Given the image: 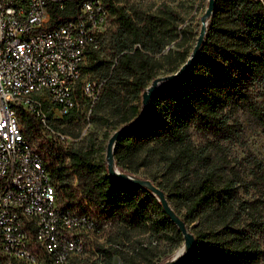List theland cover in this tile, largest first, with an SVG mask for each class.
Segmentation results:
<instances>
[{"label":"trees","instance_id":"1","mask_svg":"<svg viewBox=\"0 0 264 264\" xmlns=\"http://www.w3.org/2000/svg\"><path fill=\"white\" fill-rule=\"evenodd\" d=\"M104 3L110 20L100 48L87 50L76 84L79 106L57 118L45 105L51 126L73 137L87 122L133 121L150 81L176 71L199 32L182 25L186 18L167 1L150 8L137 0ZM78 7V0L63 7L52 1L51 23L75 15ZM86 75L104 79L93 103L82 89ZM256 80L264 99V1L215 0L194 61L152 95L141 124L116 142L117 166L150 178L187 226L196 222L189 228L196 246L178 264H264V161L247 148L238 115ZM18 117L50 170L59 203L89 213L107 229V244L95 245L103 264L114 255L124 264H153L160 251L141 240L146 231L170 232L176 247L183 245L181 231L149 188L109 175L91 132L66 144L48 136L35 113L19 108ZM31 245L40 249L34 238ZM0 264L27 263L0 254Z\"/></svg>","mask_w":264,"mask_h":264},{"label":"built area","instance_id":"2","mask_svg":"<svg viewBox=\"0 0 264 264\" xmlns=\"http://www.w3.org/2000/svg\"><path fill=\"white\" fill-rule=\"evenodd\" d=\"M52 1L63 7L67 0H0V254L27 264H69L84 251L86 236L103 231L89 213L59 203L50 170L18 117L19 108L35 113L45 133L66 144L86 134L53 128L45 105L57 118L79 106L82 65L88 49L100 48L110 12L104 0H78L75 15L51 23ZM103 81L83 79L90 103Z\"/></svg>","mask_w":264,"mask_h":264},{"label":"rangeland","instance_id":"3","mask_svg":"<svg viewBox=\"0 0 264 264\" xmlns=\"http://www.w3.org/2000/svg\"><path fill=\"white\" fill-rule=\"evenodd\" d=\"M143 6L154 7L160 1H167L176 7L181 15L186 19L181 24H193L200 28V16L204 12L208 0H137ZM166 74V73H165ZM163 75V74H161ZM84 78H88L86 75ZM248 98L243 102L238 115L244 127V139L247 148L264 161V99L262 96L261 83L252 81L249 88ZM123 123L112 121L106 125H95L87 122L85 128L87 135L89 132L96 137V145L102 148L100 154L105 158L106 144L109 136ZM106 133V134H105ZM73 137V136H72ZM78 140V139H77ZM76 141V140H73ZM70 143V142H69ZM106 160V158H105ZM194 223L188 224L190 229H194ZM264 239V238H261ZM107 229L103 231L92 232L85 238V249L81 253L73 256V260L69 264H103V257L97 252L95 245L107 242ZM144 243L152 242L158 246L159 256L154 260L153 264H160L170 258L179 247H176V239L170 237V232L160 231L159 234H152L149 231L141 235ZM111 264H124L119 255H114Z\"/></svg>","mask_w":264,"mask_h":264},{"label":"water","instance_id":"4","mask_svg":"<svg viewBox=\"0 0 264 264\" xmlns=\"http://www.w3.org/2000/svg\"><path fill=\"white\" fill-rule=\"evenodd\" d=\"M214 4H215V0H208L205 10L200 16L201 24L197 35V39L186 61L182 63L176 71L169 72L163 75H158L150 81L149 85L142 92L141 109L137 117L130 123H127L117 128L109 136L106 144L105 158L107 162L109 175L114 178H119L126 181H132L136 184L149 188L152 191V193L155 194L158 197V199L161 201L165 212L169 215L171 220L175 223V225L182 233L183 245L179 247L177 251L170 258H168L167 260H165L160 264H178L181 260H183L193 251V249L196 246V237L194 233L187 226V223L175 211L163 189H161L157 184H155L150 178L138 174H134L129 171L121 170L117 166L114 155V149L116 142L121 134L140 125L141 122L144 120V118L147 115V111L149 108L152 95L155 92H157L162 86L174 82V80H176L181 74H183L187 70V68L191 65V63L194 61L201 47V44L204 40L205 34L207 32V27L211 19Z\"/></svg>","mask_w":264,"mask_h":264}]
</instances>
